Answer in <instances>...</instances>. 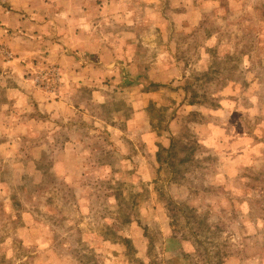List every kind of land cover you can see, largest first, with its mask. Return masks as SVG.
<instances>
[{
  "label": "rangeland",
  "instance_id": "374dc122",
  "mask_svg": "<svg viewBox=\"0 0 264 264\" xmlns=\"http://www.w3.org/2000/svg\"><path fill=\"white\" fill-rule=\"evenodd\" d=\"M0 264H264V0H0Z\"/></svg>",
  "mask_w": 264,
  "mask_h": 264
},
{
  "label": "crops",
  "instance_id": "0c3cea01",
  "mask_svg": "<svg viewBox=\"0 0 264 264\" xmlns=\"http://www.w3.org/2000/svg\"><path fill=\"white\" fill-rule=\"evenodd\" d=\"M73 37L74 38L71 41V46L74 47V49H78L77 48V44L79 42L78 37H76V34H74ZM80 37L86 39V36H84V37L80 36ZM84 46H85V51H86V48H87L86 42H85ZM54 53L56 54V56L59 57V59H60L59 63L65 64L67 66V68L70 69V71H71V63L68 62V61H70L72 59L68 58L67 55H62L60 53V51L59 52H54ZM85 53L87 54V52H85ZM88 70H89L88 68L85 69V71H88ZM72 73L74 75H77L78 77L80 76L79 73H77V74H75V72H72ZM92 73H93L92 70H89V72L82 73V76L84 75V77H83L84 79L83 80H81V78H76V80L75 79L74 80L77 81V83L79 85H81L80 81H83L82 82L83 87H92L93 82H94V78L92 76ZM57 105H59L60 108H62V109H64L67 106V104L64 102V100H59Z\"/></svg>",
  "mask_w": 264,
  "mask_h": 264
}]
</instances>
